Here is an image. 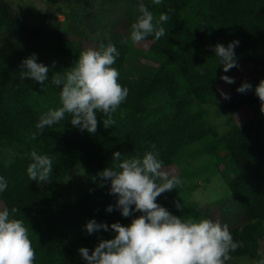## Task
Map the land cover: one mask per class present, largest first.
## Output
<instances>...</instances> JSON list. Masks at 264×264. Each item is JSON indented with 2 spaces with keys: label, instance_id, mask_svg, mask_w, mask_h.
<instances>
[{
  "label": "trees",
  "instance_id": "16d2710c",
  "mask_svg": "<svg viewBox=\"0 0 264 264\" xmlns=\"http://www.w3.org/2000/svg\"><path fill=\"white\" fill-rule=\"evenodd\" d=\"M145 5L155 20L161 12L174 9L170 20L159 25L166 33L159 40L152 34L134 46L131 30L125 41L115 36L94 43L49 32L65 64L59 67L48 56L50 52L42 39L44 30L24 21L9 1L0 0V26L10 30L27 53L36 54L38 63L50 68L44 85L34 79L21 81V62L0 44V148H12L18 153L14 162H0V176L8 183L7 190L0 193V204L10 213L13 207L19 209L11 218L23 220L28 228L36 250L34 264H86L79 248L87 247L91 252L101 238L115 236L114 232L103 230L89 235L85 228L89 220L127 226L141 215L134 212L132 217L125 218L115 207L111 213L106 211L109 205L115 206L118 198L110 194V180L102 179L99 173L114 167V152H121L122 158H142L147 151L158 152L166 171L174 165L180 151L196 141L210 151L211 159L225 176L222 152H227L236 169L235 176L227 180L245 217L230 232L244 247L232 252L231 257L261 259L258 255L264 241L261 102L255 89L237 92V102L232 107L237 112L236 123L225 136H220L212 125L206 106L225 103L220 94V87L226 83L222 76L230 77V73L248 68L249 77L257 85L264 79V0H162L161 5L148 0ZM38 40L45 48L44 54L34 46ZM237 40L239 45L234 51L239 67L224 72L214 46L220 43L227 47ZM109 42L120 53L113 65L120 72L118 82L129 90L126 101L114 115L116 124L105 129L104 117L97 112L98 129L90 134L72 126L71 114L66 113L60 122L45 127L32 139L40 117L62 106V86L52 84V75L74 66L81 51L98 50L101 44L107 46ZM32 150L52 158L53 173L46 184L31 181L27 175V168L33 162ZM77 164L84 170L90 186L72 201L60 186ZM178 193L176 189L165 192L156 202L183 219H210ZM177 202L183 205V210L177 209Z\"/></svg>",
  "mask_w": 264,
  "mask_h": 264
},
{
  "label": "clouds",
  "instance_id": "9594fccd",
  "mask_svg": "<svg viewBox=\"0 0 264 264\" xmlns=\"http://www.w3.org/2000/svg\"><path fill=\"white\" fill-rule=\"evenodd\" d=\"M152 3L161 5L162 0H152ZM138 11L140 15L131 25L132 45L143 43L152 34L156 40L166 34L165 28L159 25L170 20L174 9L161 12L158 20L144 3L139 4ZM238 45L237 40L227 47L220 43L214 46L224 72L239 67L234 51ZM119 56L114 44H101L98 50L87 48L81 51L74 66L63 73L53 74L52 84L62 86V106L40 117L32 139L45 127L60 122L66 113L71 114L72 126L90 134H95L98 129L97 112L104 117L105 129L113 127L116 124L114 115L126 101L129 91L118 82L120 72L113 67ZM19 67L21 81L34 79L44 85L49 77V67L38 63L36 54L23 60ZM221 79L229 84L235 82V78L226 75ZM251 88L252 85L245 82L237 91L245 93ZM220 94L224 99H230L222 90ZM255 94L264 113V79L256 86ZM30 157L33 162L27 168L29 179L46 184L53 173L52 158L35 150L30 152ZM113 161L116 162L114 167L99 173L102 179L110 180V194L118 198L115 206L109 205L106 211L111 213L115 207L125 218L132 217L134 212L141 215L133 218L127 226L120 222L109 226L97 223L95 219L89 220L85 225L89 235L103 230L112 231L115 236L112 239L101 238L91 252L87 247L79 248L78 252L86 264H227L232 258L231 253L244 247L242 241L234 240L228 224L209 218L183 219L156 202L161 194L183 185L179 176L163 170L158 152L147 151L142 158H122L121 152L117 151L113 153ZM7 187V180L0 176V193ZM176 207L183 210L179 202ZM18 211L16 207L11 209V213L7 208L0 210V264H34L36 260L28 228L23 220L11 218V214ZM258 255L264 253L258 252ZM256 264H264V259Z\"/></svg>",
  "mask_w": 264,
  "mask_h": 264
},
{
  "label": "rangeland",
  "instance_id": "374dc122",
  "mask_svg": "<svg viewBox=\"0 0 264 264\" xmlns=\"http://www.w3.org/2000/svg\"><path fill=\"white\" fill-rule=\"evenodd\" d=\"M7 1L24 21L44 30L42 39L50 52L48 56L51 62L55 66L64 67V61L56 52L49 32H59L75 41L94 43L115 36H120L125 41L131 25L139 16V4H145L148 0H69L59 3L48 0ZM0 44L4 51L21 63L32 56L24 50L16 36L2 26H0ZM34 46L44 54L45 48L43 49L40 40L36 41ZM249 75L248 68L240 73H230V77L235 78V82L225 83L220 87V92L222 90L227 93L230 99H225V103L221 105L206 106L209 119L220 136L227 135L236 123L237 112H234L232 107L237 102V89L245 82L252 85L251 89L257 86ZM17 156L18 153L12 148H0V162L12 163ZM221 156L224 157L227 176L211 159L210 151L201 142L196 141L180 151L174 165L166 171L183 180L182 187L176 189L179 197L193 202L196 210L212 220L228 224L230 229L238 226L245 215L235 203L227 180L235 176L236 169L230 162L227 152H222ZM89 186L84 170L80 164H77L66 176L60 188L69 199L75 201L89 189ZM2 209L3 204H0V210ZM261 253H264V241L261 243ZM261 259H264V255H261ZM257 261L259 260L252 257L241 256L232 257L227 264H256Z\"/></svg>",
  "mask_w": 264,
  "mask_h": 264
},
{
  "label": "bare ground",
  "instance_id": "6f19581e",
  "mask_svg": "<svg viewBox=\"0 0 264 264\" xmlns=\"http://www.w3.org/2000/svg\"><path fill=\"white\" fill-rule=\"evenodd\" d=\"M56 56V55H55ZM54 57V56H53ZM61 58V57H60ZM55 65V64H54Z\"/></svg>",
  "mask_w": 264,
  "mask_h": 264
}]
</instances>
